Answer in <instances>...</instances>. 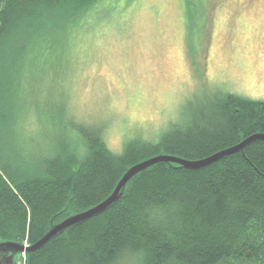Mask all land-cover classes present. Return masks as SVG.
<instances>
[{
  "label": "trees",
  "instance_id": "obj_1",
  "mask_svg": "<svg viewBox=\"0 0 264 264\" xmlns=\"http://www.w3.org/2000/svg\"><path fill=\"white\" fill-rule=\"evenodd\" d=\"M112 1L0 0V240L36 242L104 200L139 161L199 159L264 133V100L227 91L198 99L156 140L128 137L121 152L107 145L105 125L55 115L56 145L43 160L27 159L17 138L27 60L42 49L56 56ZM124 254L131 264H264V140L200 169L156 163L108 209L25 256L26 264H116Z\"/></svg>",
  "mask_w": 264,
  "mask_h": 264
},
{
  "label": "rangeland",
  "instance_id": "obj_2",
  "mask_svg": "<svg viewBox=\"0 0 264 264\" xmlns=\"http://www.w3.org/2000/svg\"><path fill=\"white\" fill-rule=\"evenodd\" d=\"M56 53L27 60L17 127L25 157L49 155L61 136L55 115L63 114L105 125L107 145L121 152L128 137L158 139L209 94L264 100V0H114ZM5 159L12 169L6 150ZM129 262L124 254L116 264Z\"/></svg>",
  "mask_w": 264,
  "mask_h": 264
},
{
  "label": "water",
  "instance_id": "obj_3",
  "mask_svg": "<svg viewBox=\"0 0 264 264\" xmlns=\"http://www.w3.org/2000/svg\"><path fill=\"white\" fill-rule=\"evenodd\" d=\"M257 139L264 140V133L260 132L252 134L235 145L226 147L199 159H188L177 155L161 153L139 161L130 166L125 171V173L122 175V177L116 184L114 190L104 200L86 210L69 215L61 221L54 223L50 227V229L36 242L31 243L30 245H26L25 242L21 243L12 240H0V264H16L17 256L19 253H28L39 250L52 239L57 237L60 233L64 232L66 229L78 225L84 222L85 220L105 211L121 198V196L126 190L128 183L136 174L156 163L173 162L178 163L180 166L185 167L187 169H200L213 164L214 162L220 160L226 155L243 151L248 144Z\"/></svg>",
  "mask_w": 264,
  "mask_h": 264
},
{
  "label": "flooded vegetation",
  "instance_id": "obj_4",
  "mask_svg": "<svg viewBox=\"0 0 264 264\" xmlns=\"http://www.w3.org/2000/svg\"><path fill=\"white\" fill-rule=\"evenodd\" d=\"M18 257V256H17Z\"/></svg>",
  "mask_w": 264,
  "mask_h": 264
}]
</instances>
